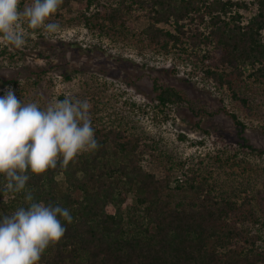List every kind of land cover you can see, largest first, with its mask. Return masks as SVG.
I'll return each instance as SVG.
<instances>
[{
    "label": "trees",
    "instance_id": "1",
    "mask_svg": "<svg viewBox=\"0 0 264 264\" xmlns=\"http://www.w3.org/2000/svg\"><path fill=\"white\" fill-rule=\"evenodd\" d=\"M26 1L31 0H20L19 8ZM248 4L62 0L59 8L69 15L64 19L57 11L55 16L114 45L173 53L216 88L226 86L230 100L245 106L246 99L238 93L242 76L264 96V0ZM250 6L255 12L249 16L238 11ZM138 14L148 25L135 33L126 23ZM28 31L38 37L42 32ZM4 55L12 59L2 46L0 57ZM154 92L159 110L184 101L171 87L155 84ZM228 116L245 143L243 124L235 114ZM90 118L97 150L79 155L67 168L58 163L33 176L18 194L5 192L0 176V219L27 207L28 192L36 202L59 204L73 216L72 224L65 222L64 237L44 252L39 264H264V236L255 230L259 216L252 198L217 196L206 179L194 175L176 183L170 172L157 178L143 169L146 155L152 156L148 143L122 128L103 125L94 115ZM257 203L263 214L264 195ZM108 206L112 213L106 211Z\"/></svg>",
    "mask_w": 264,
    "mask_h": 264
},
{
    "label": "rangeland",
    "instance_id": "2",
    "mask_svg": "<svg viewBox=\"0 0 264 264\" xmlns=\"http://www.w3.org/2000/svg\"><path fill=\"white\" fill-rule=\"evenodd\" d=\"M243 1L249 6L251 0ZM30 3L23 2L21 11ZM57 11L64 19L69 15ZM238 11L249 16L255 9ZM51 19L60 26L54 33L41 29L38 37L23 23L21 48L0 43L12 56L0 57V95L12 87L24 103L35 102L41 108L66 96L87 99L89 115L100 118L103 125L139 135L151 146L145 171L157 178L170 172L173 183L194 175L206 179L217 196L252 198L259 216L255 230L264 236V213L257 206L258 197L264 195V96L250 80L245 76L237 80L238 93L247 101L242 106L230 100L226 86L216 88L173 53L114 45L59 21L55 14ZM147 25L140 14L126 23L135 33ZM155 84L177 90L183 103L156 108ZM230 113L243 124L245 143ZM106 211L113 209L108 206Z\"/></svg>",
    "mask_w": 264,
    "mask_h": 264
},
{
    "label": "clouds",
    "instance_id": "3",
    "mask_svg": "<svg viewBox=\"0 0 264 264\" xmlns=\"http://www.w3.org/2000/svg\"><path fill=\"white\" fill-rule=\"evenodd\" d=\"M62 0H0V43L19 49L25 44L22 24L28 29L54 33L59 24L49 22ZM87 99L66 96L41 108L24 103L12 87L0 95V176L4 190L21 193L33 176H40L59 163L67 168L79 155L93 152L95 138ZM27 207H18L0 219V264H39L42 255L64 237L73 223L70 210L36 202L25 195Z\"/></svg>",
    "mask_w": 264,
    "mask_h": 264
}]
</instances>
